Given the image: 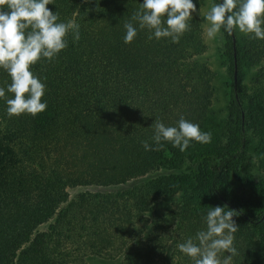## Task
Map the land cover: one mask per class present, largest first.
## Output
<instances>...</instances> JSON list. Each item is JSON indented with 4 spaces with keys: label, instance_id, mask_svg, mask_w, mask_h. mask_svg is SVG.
<instances>
[{
    "label": "trees",
    "instance_id": "trees-1",
    "mask_svg": "<svg viewBox=\"0 0 264 264\" xmlns=\"http://www.w3.org/2000/svg\"><path fill=\"white\" fill-rule=\"evenodd\" d=\"M142 2L47 5L59 22L80 25V39L69 33L66 49L31 67L45 84L44 112L9 117L0 98V264H81L90 253L118 264H194L176 245L204 227L207 207L224 205L238 213L232 264H264V179L244 164L250 130L264 169V40L241 43L221 30L232 79L222 142L196 16L201 0L177 43L138 28L125 44L123 25ZM243 66L256 67L248 93ZM10 82L0 69V87ZM181 117L211 132V142L144 151L155 119L174 126ZM167 195L179 198L159 227L153 203Z\"/></svg>",
    "mask_w": 264,
    "mask_h": 264
},
{
    "label": "clouds",
    "instance_id": "clouds-1",
    "mask_svg": "<svg viewBox=\"0 0 264 264\" xmlns=\"http://www.w3.org/2000/svg\"><path fill=\"white\" fill-rule=\"evenodd\" d=\"M51 3L52 0H0V69L11 81L0 87V98L4 99L9 117H35L46 110L47 102H42L45 84L31 67L41 59L51 61L66 49L69 33L73 40L80 39V25L74 20L59 22V14L47 7ZM195 12L194 0H143L130 21L123 25V42L131 43L139 28L151 32L149 39L164 38L177 43L189 30L188 22ZM203 19L210 39L223 29L229 35L238 31L252 39L264 40V0H219ZM149 128L153 129L151 142L141 141L145 152L159 151L165 142L184 152L191 142L208 144L212 140L211 132L202 131L199 124L183 117L174 126L155 119ZM207 208L202 216L204 227L176 248L194 264H232L238 254L234 234L239 229L233 219L238 213L226 205Z\"/></svg>",
    "mask_w": 264,
    "mask_h": 264
},
{
    "label": "rangeland",
    "instance_id": "rangeland-1",
    "mask_svg": "<svg viewBox=\"0 0 264 264\" xmlns=\"http://www.w3.org/2000/svg\"><path fill=\"white\" fill-rule=\"evenodd\" d=\"M215 3L214 0H201L200 8L196 16L200 21L203 35V42L206 48L204 54V63L212 73V89L213 100L211 104V111L214 116L216 125L219 127L218 135L222 142L227 134V125L229 123V107L231 102V72L229 71V64L223 55L225 52V38L221 31L214 39H210L206 35L207 24L204 21V14L210 9L211 5ZM235 35L239 42L247 37L246 35L235 31ZM242 91L248 93L251 91V84L256 74V67H245L242 69ZM248 147L245 164V170L256 181L264 179V169L261 160L256 155V148L258 139L249 130L247 132ZM179 195L164 196L163 198L153 203V215L150 221L155 222L159 227H165L168 223L172 212L175 210ZM78 261L81 264H118V257H107L105 255L88 254Z\"/></svg>",
    "mask_w": 264,
    "mask_h": 264
},
{
    "label": "water",
    "instance_id": "water-1",
    "mask_svg": "<svg viewBox=\"0 0 264 264\" xmlns=\"http://www.w3.org/2000/svg\"><path fill=\"white\" fill-rule=\"evenodd\" d=\"M234 80H236V73L234 74Z\"/></svg>",
    "mask_w": 264,
    "mask_h": 264
}]
</instances>
